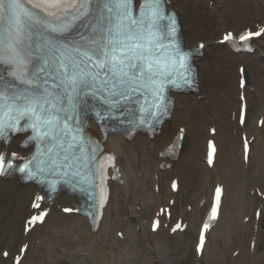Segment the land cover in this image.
Segmentation results:
<instances>
[{
	"label": "bare ground",
	"instance_id": "6f19581e",
	"mask_svg": "<svg viewBox=\"0 0 264 264\" xmlns=\"http://www.w3.org/2000/svg\"><path fill=\"white\" fill-rule=\"evenodd\" d=\"M169 1L179 16L185 47L204 44L203 55L196 61L199 71L197 93L175 97L171 119L153 138L138 134L128 141L109 135L106 150L117 156L123 183L113 186L98 229L91 231L84 220L63 216L53 208L44 226L25 238L21 227L19 243L25 241L30 245L26 260H33L35 264H60L57 261L61 259L76 264L77 258H81L82 264H153L157 260L160 264L167 260L168 264H184L187 255L181 254L182 249L177 245L182 244L186 233L170 235L169 229L160 227L152 234L150 219L159 206H166L168 199L175 198L169 209L170 220L182 218L190 227L196 226L202 222L214 186L221 183L225 187L221 212L200 259L203 264H226L218 241L231 243L234 237L237 245L232 251H238V254L235 258L229 254V264H237L243 251L246 255L240 264H259L256 252H249V244L256 234L258 237L253 208L258 204L260 215L264 213V200L257 197L255 191L257 187L264 189V124L262 128L257 126L260 118L264 123V63L261 61L264 38L254 43V51L249 54H233L217 41L225 30L233 31L237 37L255 21L262 25L261 4L252 3V0ZM239 66H244L248 77V85L242 90L248 105L242 128L236 122L240 108ZM212 127L217 152L213 167L208 169L203 161ZM181 128L184 129L185 146L176 159L165 162L163 155ZM242 133L252 139L246 165L240 140ZM166 164L170 165L169 170H161L160 166ZM199 167L201 173L197 170ZM169 173L179 177L176 195L165 181ZM156 186L161 194L155 191ZM32 197L33 189L29 186H22L15 180L0 182V217L4 218L0 232L19 228L17 225ZM59 201L64 202L63 199ZM137 207L138 211L135 210ZM247 215L251 221L244 223ZM235 224L240 232L235 231L238 229ZM120 231L123 232L122 239L116 237ZM3 238L0 233V243ZM170 242L175 247L169 254L167 246ZM157 250L164 254H158ZM43 256L48 257L49 263ZM39 257L44 260L38 261ZM0 264L12 262L10 258L3 260L0 257ZM196 264H200L197 258Z\"/></svg>",
	"mask_w": 264,
	"mask_h": 264
},
{
	"label": "snow or ice",
	"instance_id": "6c2138e0",
	"mask_svg": "<svg viewBox=\"0 0 264 264\" xmlns=\"http://www.w3.org/2000/svg\"><path fill=\"white\" fill-rule=\"evenodd\" d=\"M130 3L131 0H97L101 23L96 26L93 35L72 47L74 57L61 59L54 56L49 60L38 54L37 46L25 43L26 30L40 21L32 19L27 13L23 17L15 15L18 3L8 0L5 4V0H0V9L6 6L13 13L10 17L12 34L0 48V64L12 66L7 71L14 81L6 88L0 86V139L6 140L8 133L30 131L28 139L44 149L41 155L58 149L55 155L63 153L65 161H69L70 157L79 160L74 154L80 142L71 122L76 120L77 108L85 95L95 96L97 92L104 91L107 92L106 101L117 97L128 99V89L136 91L150 86L154 94H159L160 89L154 79L159 61L152 59L151 46L156 40L155 18L160 17V0H145L148 12L139 20L129 16ZM88 6L91 7V0H88ZM46 30L61 33L66 29L51 25ZM254 35H260V32ZM249 38V35L240 37L241 41ZM44 48L60 52L54 40L47 41ZM5 111L9 115L7 123ZM12 113L16 114L15 118H12ZM21 120L24 124L18 126ZM245 148L247 151V145ZM12 168L9 157L0 154V175H5ZM19 171H27L34 177L36 171L43 169L34 171L22 167ZM221 195L222 190L217 188L218 202ZM218 210L219 203L212 209V219L217 217ZM36 219L34 217L30 223L36 222ZM204 228L206 230L208 225ZM203 243L202 233L201 246Z\"/></svg>",
	"mask_w": 264,
	"mask_h": 264
},
{
	"label": "rangeland",
	"instance_id": "374dc122",
	"mask_svg": "<svg viewBox=\"0 0 264 264\" xmlns=\"http://www.w3.org/2000/svg\"><path fill=\"white\" fill-rule=\"evenodd\" d=\"M252 3H255V4L258 3V5L261 4L262 9L260 10V14L263 13V15H264V0H252ZM262 62L264 63V56H263ZM197 170L200 173L202 172V168H200V167L197 168ZM170 175L172 177L173 174H169L168 176H170ZM199 178H200V176H199ZM200 182H201V179H200ZM192 186L193 185H191L190 187H192ZM240 217L241 216L238 217V220L240 219ZM0 223H1V219H0ZM234 226L238 227L237 224H235ZM20 229H21V224L19 225V228H16L13 231L6 232L5 235L1 234L2 237H5V238H3L1 243H0V251L2 249H5V248L9 249L11 252L17 250L19 239H21L20 235H19ZM238 229H239V227H238ZM238 229L235 228V231L240 232V229L239 230ZM13 232H16L15 234L17 237L14 236ZM195 234H196V227H190L186 233V236L184 237V243L182 241V244L177 245V246H180L182 249L180 253L181 254L186 253V255H187L185 264H195L194 263V261H195L194 252H193V244H194ZM12 241H14V242H12ZM230 242L231 243H229V245H228V243L226 241H223V240L218 241L220 253H221L222 257H224V262L226 264H229V262H228L229 254L228 253H230L232 251L233 247H235L237 245V239L233 237V239H231ZM6 244L10 245V246H7ZM172 244H173V242H170V246H167L169 254L171 253L172 248L174 249V247H175L174 244L173 245ZM227 246H231V247H227ZM157 252H158V254L161 252L164 254V251L157 250ZM256 254L258 255L257 261L259 262V264H264V220H262L260 223V236H259V241L257 244ZM244 255H246L245 251H243L240 259L237 261V264H240V262L244 261V257H243ZM41 260H43V257H39L38 261H41ZM62 262H61V264H68V262L65 260H63ZM24 263H25V261H24ZM33 264H35V262H33ZM83 264H86V262H84ZM153 264H160V263H158V260H157V261H154ZM163 264H168V260H167V262H164ZM200 264H203V262Z\"/></svg>",
	"mask_w": 264,
	"mask_h": 264
}]
</instances>
